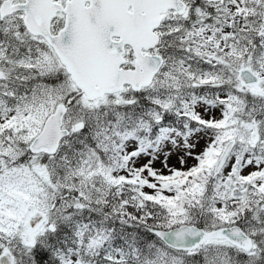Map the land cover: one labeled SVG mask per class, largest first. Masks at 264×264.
<instances>
[{"label":"snow or ice","instance_id":"obj_1","mask_svg":"<svg viewBox=\"0 0 264 264\" xmlns=\"http://www.w3.org/2000/svg\"><path fill=\"white\" fill-rule=\"evenodd\" d=\"M0 264H264V0H0Z\"/></svg>","mask_w":264,"mask_h":264}]
</instances>
